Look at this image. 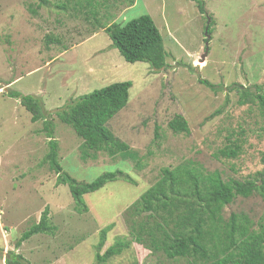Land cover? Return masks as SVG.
Wrapping results in <instances>:
<instances>
[{"label":"rangeland","instance_id":"374dc122","mask_svg":"<svg viewBox=\"0 0 264 264\" xmlns=\"http://www.w3.org/2000/svg\"><path fill=\"white\" fill-rule=\"evenodd\" d=\"M201 1L203 14L194 0H133L130 6L127 0H0V264L45 207L56 231L31 236L16 252L30 264H93L99 230L114 223L103 252L128 232L125 209L155 182L161 167L190 160L239 180L264 169V111L256 103H238L240 87L264 91V0ZM144 13L163 37L166 69L125 61L101 27ZM46 35L59 42L47 45ZM121 81L131 82L128 102L107 126L138 151L140 169L104 153L83 160L82 140L56 116L80 95ZM11 90L41 101L54 125L64 171L87 182L121 169L135 184L109 182L85 194L88 211L77 212L67 185H56L55 173L43 162L48 147L42 121L32 122L19 100L7 95ZM176 114L186 119L189 134L169 129ZM230 134L241 141L236 158L220 154ZM231 212L247 215L259 228L264 198L256 191L238 196L224 207V217ZM134 258L141 264H173L136 243L104 264H130Z\"/></svg>","mask_w":264,"mask_h":264},{"label":"trees","instance_id":"16d2710c","mask_svg":"<svg viewBox=\"0 0 264 264\" xmlns=\"http://www.w3.org/2000/svg\"><path fill=\"white\" fill-rule=\"evenodd\" d=\"M194 1L199 13L203 14V2ZM47 3L48 0H39V4ZM126 3L130 6L133 0H127ZM36 8L28 6L33 14L37 13ZM101 27L109 34L112 46L125 61L146 62L155 70L168 67V53L164 48L163 37L149 14H141L124 24L112 21ZM210 27L208 20L204 27L207 34L211 31ZM52 42L59 40L50 39V35H46V44ZM198 81L213 91L217 89L206 79ZM130 87V81L112 82L80 95L56 112L59 120L69 125L82 140L80 157L83 160H95L99 153H104L112 160L118 158L131 162L136 169L142 167L138 151L116 137L107 126V122L126 106ZM240 88L239 104L256 103L264 111V91L260 93L259 87L254 91L248 87ZM7 95L19 100L30 113L32 122L42 121L48 147L43 162L48 163L49 169L55 173L56 185H67L77 212L88 211L83 199L85 194L97 191L109 182L123 180L135 184L121 169L102 172L87 182L72 177L59 162L54 125L51 119L44 116L41 101L34 95H23L15 90L8 91ZM168 127L173 133L190 132L186 119L180 114L168 121ZM158 130L156 126L155 137H158ZM227 142L220 154L226 158H236L241 152L240 139L230 134ZM254 191L264 198V169L257 171L252 178L239 180L233 177L224 179L219 171H207L190 160L172 167H161L155 182L125 209L128 232L117 236L103 252L101 249L107 233L114 223L99 230L94 245L93 264L106 263L111 257L129 249L133 243L141 245L152 254L160 253L173 264L179 261H182L181 264H264V223L261 222L259 228L255 229V223L243 213L231 212L228 217L223 215L224 207L236 197H248ZM55 231L56 225L50 222L48 208L45 207L39 220L32 223L15 242L14 249L6 252L4 263L30 264L16 249L33 235H52ZM130 264L141 263L134 258Z\"/></svg>","mask_w":264,"mask_h":264},{"label":"water","instance_id":"95a60500","mask_svg":"<svg viewBox=\"0 0 264 264\" xmlns=\"http://www.w3.org/2000/svg\"><path fill=\"white\" fill-rule=\"evenodd\" d=\"M204 34H205V37H206V41H205V43L207 44V42L209 41V34H207V30H206V28H205ZM206 51H207V45H205V52H204V54L201 56V61L203 60V58H204V56H205V54H206Z\"/></svg>","mask_w":264,"mask_h":264}]
</instances>
